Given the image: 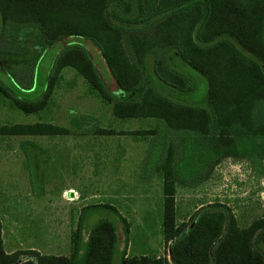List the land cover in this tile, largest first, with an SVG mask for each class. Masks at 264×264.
Masks as SVG:
<instances>
[{"label": "rangeland", "instance_id": "obj_1", "mask_svg": "<svg viewBox=\"0 0 264 264\" xmlns=\"http://www.w3.org/2000/svg\"><path fill=\"white\" fill-rule=\"evenodd\" d=\"M154 1L142 0L143 8L152 12ZM137 3L138 0L130 1L128 13L109 3L105 14L109 17L110 11L117 9L121 15L132 17L137 12ZM146 23L148 21L140 25L124 23L120 30L121 44L128 59L141 71L144 86H150L170 99L206 107L205 80L180 61L175 50L156 46L136 62L130 34L132 29ZM18 25L7 22L0 30V54L11 49L21 65L19 67L28 69L23 79L19 77L20 88L13 85L12 89L19 97L35 100L42 92L41 78L45 70L51 68L53 57L66 41L64 38L45 41L37 28ZM84 46L109 83L110 78L98 52L88 42ZM155 58L188 76L193 82V90L184 94L161 83L153 74ZM31 71L35 75V86L26 89ZM43 105V110L32 113L17 110L16 123L2 124L0 119V127L6 128L48 120L49 124L68 130L65 134H48L43 142L39 138L29 140L30 134H0V163L6 160L7 150L11 149L12 161L16 159L19 165H30L29 180L24 183L18 180L15 185L19 186V191L15 197L11 196L6 205H0V212L5 217L1 220L0 245L6 248L10 236L17 233L21 241L18 249L6 251L18 252L17 262L34 260L27 253L29 250L67 256L71 250L70 236L75 228L80 226L83 245L88 228L98 218L111 220L115 225L116 245L111 264H119L125 239L129 256H165L170 262L161 226L162 173L167 164L173 171L177 224L188 221L196 210L211 203L227 207L238 227H246L256 218H264V134L234 136V152L219 158L211 145L210 135L171 132L152 117H114L111 102L105 101L68 66L54 76L51 92ZM36 120L40 122H34ZM255 120L264 125V103ZM96 129L104 132H96ZM4 149H7L6 155L1 156ZM98 202L114 205L125 217L128 222L126 237L122 223L112 212L99 209L83 214V206ZM263 244V232L257 231L253 245L262 249Z\"/></svg>", "mask_w": 264, "mask_h": 264}, {"label": "trees", "instance_id": "obj_2", "mask_svg": "<svg viewBox=\"0 0 264 264\" xmlns=\"http://www.w3.org/2000/svg\"><path fill=\"white\" fill-rule=\"evenodd\" d=\"M130 1L0 0V30L5 23L13 22L37 28L45 41L61 38L66 41L52 59L41 96L35 100L18 96L13 104L25 113L41 109L51 92L54 76L68 66L105 101L111 102L114 117H152L171 132L210 135L219 158L234 152V136L264 134V125L255 120L264 103V0H155L152 12L138 0L137 12L132 17L121 15L117 9L106 16L109 3L128 13ZM145 21L148 23L132 29L130 34L136 62L156 46L175 50L180 61L205 80L206 107L170 99L144 86L141 71L124 51L120 30L121 24L140 25ZM87 42L98 52L109 83L85 48ZM5 52L14 54L11 49ZM153 74L164 85L184 94L193 90L188 76L161 59L155 58ZM0 92H5L1 83ZM99 130L104 132L101 129L96 132ZM67 132L66 128L49 123L0 127V134ZM163 169L162 239L171 261L165 256H127L125 239L119 264H264V244L262 249L253 245L257 231L263 232L264 242V218L238 227L227 207L211 203L196 210L188 221L177 224L172 167L167 164ZM99 209L117 217L126 237L128 222L115 206L98 202L83 206L82 212ZM70 244L67 256L29 250L27 253L34 260L20 262H17L18 252L5 253L0 247V264H111L116 245L115 225L111 220L98 218L88 228L83 245L78 225L70 236Z\"/></svg>", "mask_w": 264, "mask_h": 264}, {"label": "crops", "instance_id": "obj_3", "mask_svg": "<svg viewBox=\"0 0 264 264\" xmlns=\"http://www.w3.org/2000/svg\"><path fill=\"white\" fill-rule=\"evenodd\" d=\"M16 58L17 57L15 54H11V53L0 54V83L3 85V88L5 89L4 94H2L3 92H0V119L1 121H3L2 124L16 123L17 118H18L17 110L19 109L17 108V106H15L12 103V100L15 97H18V95L14 92L15 90H13L12 87L13 85H16L15 87L17 86L19 87V84H21V80L19 79V77L21 76L20 78L23 79V75H25V72L28 69L20 68L19 67L20 65L16 61L17 60ZM48 72H49V69L45 70L44 76L41 78V87H42L41 91H43L45 87V83H46L45 81H46ZM34 76H35L34 72L31 71L30 77H29V83H27L28 85L25 86L26 89H31V87H33L35 83ZM41 94L42 92L39 94L38 97H40ZM38 97H36V99ZM8 101H10L11 103L10 102L7 103ZM41 109L42 110L44 109V105L42 106ZM29 113H32V112H29ZM34 122H40V120H36ZM46 123H49V121L47 120ZM1 137L2 136H0V140H1ZM46 137H48V134H30L28 135L27 138H29V140H31L32 138H39L40 139L39 141L43 142L45 141ZM6 150L5 149L1 150V156L6 155ZM7 151L9 152H8V156H6V160L0 163V205L1 204L6 205L9 202V199L11 196L15 197V194H17V192L19 191V188H18L19 186L15 185L18 180H21L24 183L30 178V174H29L30 165L29 164L19 165L15 158H14L15 160L12 161L11 160L12 150L9 149ZM13 156L15 157V155ZM19 172H21V174H18ZM21 188L26 189L25 186H22V185H21ZM22 216L24 217V215ZM18 217L19 216H16L15 219H18ZM2 219H5L4 213L0 212V238H1V232L3 229V226L1 225ZM17 228H18V225L15 226L16 230ZM19 237L20 236L17 235V233L14 234V237L10 236L9 238L10 244H6L7 245L6 248L5 246L2 247L0 245L1 249L5 253L6 251L11 252L13 250H17L18 249L17 247L21 244ZM126 255L129 256L128 253H126Z\"/></svg>", "mask_w": 264, "mask_h": 264}]
</instances>
